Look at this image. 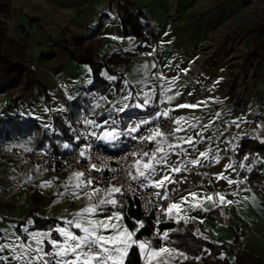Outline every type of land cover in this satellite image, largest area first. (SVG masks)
I'll use <instances>...</instances> for the list:
<instances>
[{
	"label": "crops",
	"instance_id": "crops-1",
	"mask_svg": "<svg viewBox=\"0 0 264 264\" xmlns=\"http://www.w3.org/2000/svg\"><path fill=\"white\" fill-rule=\"evenodd\" d=\"M134 4L142 8L146 22L154 30L156 39L153 44H144L141 49L139 42L133 37L124 35L123 26L119 17L112 11V0H11L14 12L7 19L10 28V37L13 39H24L27 37L32 59L36 64L48 53H55L56 57L48 63L47 68L39 69V77L48 88L51 111H45L44 99L35 91L27 96L19 104L15 105L13 99L0 97V120L6 118L22 117L34 119L38 125L49 133L53 129L52 113L67 117L68 106L71 102L79 99L84 94L85 102H88L89 109L99 100L101 96L116 98L124 95V81H132L134 94L136 92L148 91L158 82L153 73H163L170 78L179 77L169 95H174L177 91L181 93L169 104L174 108L182 103H196L200 100H207L206 107L197 110L178 109L173 112V116L196 115L201 117L203 124L215 121L213 126L204 135L211 137L210 141H205L199 145V150H206L211 146L212 154L220 156V162L214 163L211 157L207 161H201V165H188L193 168L192 172L184 171L177 174L179 181L170 185V192L173 201H179L182 195L190 191L203 193L231 192L235 191L236 185H227L223 180H217L216 174L225 172V165L234 163L236 171L228 170L226 175L233 179H239L249 175L246 169L239 168L240 163L251 164L254 169H258L264 179V65L261 67L248 66L246 75L240 68L236 74V66H232L230 58L236 52V23L242 27H249L243 23L237 15L245 6L238 0H131ZM30 20H35L37 24H30ZM100 28L97 40L100 41L101 58L116 57L110 61L113 70L122 77H117L115 81H109L104 73L113 76L107 71L103 72L106 82L110 83V88L105 94L95 91H85L83 87L77 86L80 79H84L92 89L93 77L91 69L86 65H78L72 62L68 56L57 48L49 46L50 42H57L63 39L62 33L66 30L74 35H88ZM255 33L252 34L254 41ZM117 37V39H112ZM152 53V55H147ZM144 63L151 65L155 63L157 68L144 70ZM86 66V67H85ZM187 70L185 72L184 70ZM54 70H58L57 73ZM244 72V71H243ZM242 75L243 78L241 77ZM120 80V92L117 93L116 84ZM245 80L248 84L243 91L244 100L241 105L236 106V99L230 101V85L241 84ZM136 81H146V84H135ZM115 93V94H114ZM191 93V95L189 94ZM22 93L16 96L19 99ZM115 100V99H112ZM111 101V100H110ZM103 106L96 109V118L102 120L106 109L110 105L104 101H99ZM154 107L149 106L145 110L130 109L129 113L122 114V126L129 122H138L131 119L135 116H142L146 111ZM48 109V108H47ZM220 117H216V113ZM134 113V115H131ZM238 118H242L239 119ZM239 122V127L233 121ZM51 124L52 129H46L45 124ZM262 126L258 128L257 126ZM135 135V134H134ZM130 138L122 137L116 145L100 141L104 150L112 153L119 152ZM245 140L252 143L260 150L252 151L245 146V151L238 157ZM228 144V148L222 146ZM6 145H0V151L6 150ZM152 146V145H151ZM231 155L236 156L233 161ZM248 156L247 161L244 157ZM196 158L193 153L189 159ZM175 159V157H173ZM239 173V175H237ZM29 175L35 177L32 183H24ZM43 175V176H42ZM46 175V176H45ZM59 178L55 179L54 178ZM68 177L51 176L41 172L37 175L34 168L25 164L21 160L12 158H0V217L5 218L0 221V225L5 226L6 221H13L6 216L13 212L18 214L19 222L24 223L34 205L33 193L38 192L46 201L40 205L39 216L44 220H51L55 225L59 221L58 217L66 214V210L71 212L80 208L83 204L81 200L64 198L59 203H54L58 199L55 195L63 191L62 184ZM43 180H54L51 188L43 189L38 185ZM248 187L250 192L240 191L238 195H227V199L241 201L232 205H225L213 209L209 204L208 212L200 210H188L189 216L197 219L187 223L202 233L201 237H207L215 244L233 243L236 240V232L241 234L243 249L261 259L264 264V181L258 188L241 185L243 189ZM155 191V189H153ZM244 196L255 197V200L243 201ZM171 202V201H169ZM29 214L27 215V213ZM223 213V214H221ZM162 223H175L160 217ZM203 220L201 224L199 221ZM127 222V217H126ZM49 225V226H50ZM48 226V227H49ZM34 226L31 230L39 229ZM199 235V234H198ZM210 252L205 250L204 255ZM230 264H236L235 256L230 253H223ZM185 262V261H184Z\"/></svg>",
	"mask_w": 264,
	"mask_h": 264
},
{
	"label": "snow or ice",
	"instance_id": "snow-or-ice-1",
	"mask_svg": "<svg viewBox=\"0 0 264 264\" xmlns=\"http://www.w3.org/2000/svg\"><path fill=\"white\" fill-rule=\"evenodd\" d=\"M112 39H117V37H112ZM147 55H152V53H147ZM142 68L147 71L150 68H157V65L144 63ZM184 71L187 72L186 69ZM104 75L109 81L117 80L116 76H108L107 73ZM153 75L158 82L164 81V83H158L148 91L142 90L134 94L132 88L129 87L133 85V82L125 80L121 91L126 94L117 96L111 101L106 96H101L88 115L80 116V123L84 126L83 130L72 128L69 124V128L74 133V140L76 142L81 139L86 141L80 148L79 157L89 162V171L87 173L83 170L73 171L62 184L64 190L55 193L58 199L54 203L68 198L81 200L83 204L75 211L66 210L65 215L57 218L59 222L50 225L47 230H31L36 224L31 217L27 218L24 224L19 225V231H17L18 225L13 222H10L7 227H0V264H127L133 249L138 251L142 264H183L189 259H200V257H189L185 251L171 246L174 241L170 239V234L177 230L169 229L161 232L158 226L163 221L160 217L163 216L166 220L174 221L176 224L181 222L187 224L197 219L189 216V209L208 212L209 208L204 206L206 203L213 209L240 203L241 201L227 199V195L236 196L240 191L250 192L251 189L248 187L240 188L241 185L248 184V177L233 179L230 175H226L225 172L228 170L236 171L235 164L228 163L225 165V172L217 173L216 179L225 181L229 186L236 185L235 191L216 193L190 191L182 195L179 201L172 200L170 192L176 190L170 189L169 186L179 182L176 179L177 174L187 171L188 165H201V161H207L210 157L214 163H219L221 158L218 154H212L211 146L203 151L198 147L206 140L212 139L210 136L206 137L204 133L213 126L215 121L203 124L201 117L194 114L172 115L178 109H202L207 106L208 101L200 100L196 103L178 104L174 108H159V105L171 104L177 96L181 95L178 91L174 95L168 94L179 77L169 79L163 73H153ZM135 84H146V81H136ZM157 87L160 88V94L157 92ZM99 101H104L110 107L105 113H101L104 118L98 122L95 118V110L103 106ZM149 106L154 107V115L150 114L148 118L122 126V114L129 113L130 109L145 110ZM45 111H50V109L46 108ZM216 117H220L219 112L216 113ZM128 119L131 121L130 115ZM161 120H171L173 126L168 131H164V124L154 123ZM238 120L232 122L236 127H239ZM145 125H151V127L144 128ZM44 127L52 129L50 123L45 124ZM142 129H144L143 132H141ZM136 133L141 134L134 135ZM122 137L136 140L143 146L140 150L129 154L131 161L125 165L128 179L135 182V188L130 184L126 190L121 184L115 182L116 176L107 178V187H103L101 186L102 181H105L103 175L94 178L91 172L103 173L107 164L97 167V164L92 162V143L89 138L115 146ZM148 145L152 146L148 147ZM63 147L67 149L71 145L64 143ZM24 150L32 151L30 148ZM193 153L196 154V158L189 159ZM248 159V156L244 157L245 161ZM239 168L246 169L249 173L253 171L251 164L240 163ZM42 171L46 169L40 165L34 169L37 175ZM111 171L116 172L117 170L111 169ZM34 179V176L29 175L24 183H32ZM54 180H43L38 186L43 189L51 188ZM136 189L142 191L155 189L153 193L155 199L167 202L153 204L159 214L156 218L157 227L152 239L140 238L138 235L145 228L143 220L128 217L131 225L126 222L127 209L121 198L125 197L126 191ZM242 199L243 201L250 199L254 201L255 197L244 196ZM149 203H152V200H149ZM4 219L0 217V221ZM199 222L202 224L204 221ZM195 234L202 236L199 229ZM203 238L207 239V237ZM156 240L162 243H156ZM220 258L225 257L221 255Z\"/></svg>",
	"mask_w": 264,
	"mask_h": 264
},
{
	"label": "trees",
	"instance_id": "trees-1",
	"mask_svg": "<svg viewBox=\"0 0 264 264\" xmlns=\"http://www.w3.org/2000/svg\"><path fill=\"white\" fill-rule=\"evenodd\" d=\"M115 6L126 37L135 38L140 43V49L144 44H153L155 42L156 34L146 22L142 8L137 7L131 0H119ZM13 12L11 0H0V97L11 98L14 104L17 105L27 96L38 91L45 104L50 107L48 88L40 80L39 69L47 68L48 63L54 60L56 54L50 52L40 60L39 64H36L32 59L27 37L24 39H13L10 37L7 19ZM37 23L35 20H30L32 25ZM99 30L100 28L98 27L86 36L74 35L71 31L66 30L62 33L63 39L57 42H50L49 46L65 53L72 62L88 66L92 71L93 77L91 91L105 94L111 86L110 83L105 81L103 72L107 71L113 76H121L110 65V61L112 59L116 60V57L101 58L100 56V41L97 40ZM254 31L255 48L251 52L252 56L247 59L248 63L245 65L244 72L242 71L245 75L247 73L246 68L253 65V63L257 67L264 65V18L256 20ZM57 71L54 70L55 73ZM247 86L248 84L243 80L241 84H233L228 88L230 90V101L236 99V106L241 105L243 102V91ZM116 89L117 93H119L120 80L116 84ZM19 93H22V96L16 99ZM87 108L86 102L77 99L69 104L67 117L52 113L54 129L52 134H49L47 130H43L37 121L31 118L14 117L0 120V145L16 144L27 140L32 143V152L45 151L50 154H63L65 152L57 141L63 140L71 146L73 145L74 133L69 128V124H71L72 128L79 129L80 116ZM245 146L252 149V143L248 140L243 142L242 148L238 153L240 159L245 149H247ZM256 150H260V148L253 146L252 151ZM247 177L248 183L252 188L258 189L263 184L264 179L258 169H254ZM32 197L34 208L28 218L37 217V208L46 201V198L38 192H34ZM130 214L139 217L137 210H132ZM127 222L131 225L128 217ZM51 223L53 221L40 219L36 221L35 226L37 228H48ZM159 227L161 231L176 229L177 231L170 234V239L174 241L171 246L185 251L189 257H200L199 260L189 259L183 264H230L228 259L220 258L223 253L234 255L236 264H262L259 257L243 249L241 234L237 232L236 240L233 243L218 245L195 234V227L183 222L180 224L161 223ZM144 233L145 231L141 230V233L138 234L140 238ZM205 250L210 252L206 256L204 255ZM141 263L138 251L133 249L127 264Z\"/></svg>",
	"mask_w": 264,
	"mask_h": 264
},
{
	"label": "built area",
	"instance_id": "built-area-1",
	"mask_svg": "<svg viewBox=\"0 0 264 264\" xmlns=\"http://www.w3.org/2000/svg\"><path fill=\"white\" fill-rule=\"evenodd\" d=\"M117 0H112L111 11L117 17L115 3ZM77 86L83 87L85 91H89V85L84 79H80L77 82ZM157 86V84H156ZM157 92L160 94V88L157 87ZM79 99L85 102V95L82 94ZM88 108L82 112V115H88L91 111ZM169 107L168 105H159V108ZM154 115V108L152 110L146 111V113L142 116H135L131 119H144L148 118L149 115ZM96 118V117H95ZM154 123H162L164 124V131H168L173 125L171 120L168 121H156ZM264 126V123H263ZM83 125L80 123L79 129L83 130ZM151 127V125H145L144 128ZM144 129L141 130L143 132ZM141 133H136L135 135H140ZM92 143L91 155L93 157L92 162L97 164V167H101L103 164H107V168L103 169V173L91 172V175L94 178H98L101 175L105 178V181H102L101 186L107 187L106 179L112 176H116L118 182L121 184L126 190L131 184L133 188H135V182H132L128 179L127 171L125 168L126 163L131 161L130 153L133 151H138L143 147L138 141L129 139L127 140L125 146L117 153H111L101 146L100 141H95L93 138H89ZM86 141L81 139L79 142L74 140L71 149L68 152L63 154H50L45 151L38 152H23L19 148H14L10 152L0 151V157H7L12 159L21 160L25 164L33 167L40 165L45 173L54 176H62L68 177L75 170H83L86 173L89 171V162L81 157H79L80 148L85 144ZM222 146L228 148V144L222 143ZM151 147V145H148ZM147 150V149H144ZM127 157V159H126ZM233 161H236V156L231 155ZM111 169H116V172H112ZM193 168H188V172H192ZM154 190L148 189L146 191H142L140 189H136L135 191H126L125 197L121 199L125 202V207L127 209V217H134L138 220H143L145 224V228L142 229L145 233L141 238L152 239L154 237V230L156 229V218L158 216V210L153 207V204L158 203H167L157 201L153 196ZM149 200H152V203H149ZM132 210H137L139 212V217L132 216L130 212ZM131 222V220H130ZM160 226V224H159ZM158 226V227H159ZM160 229V227H159ZM161 231V229H160ZM162 232V231H161ZM156 243H162L159 240L155 241ZM142 264V263H141Z\"/></svg>",
	"mask_w": 264,
	"mask_h": 264
},
{
	"label": "rangeland",
	"instance_id": "rangeland-1",
	"mask_svg": "<svg viewBox=\"0 0 264 264\" xmlns=\"http://www.w3.org/2000/svg\"><path fill=\"white\" fill-rule=\"evenodd\" d=\"M118 1L119 0H117V2ZM234 2H236V0ZM116 3H115V5H116ZM238 3L242 4L243 2H242V0H238ZM245 3L246 4H245L244 8L241 9V12L237 16L241 18L242 24L243 23H245V24L247 23L249 27H246V26L242 27V26H239L236 23V52H235V55L230 58L232 66H236V74L239 73L240 68L241 69L244 68L245 65L248 63L247 59H248L249 56H252L251 52L255 48L254 41H252V34L255 33L254 30L256 28V20L264 18V0H245ZM115 8H116V6H115ZM116 14H117V11H116ZM117 17H118V14H117ZM254 65H255V63H253V65H251V66H254ZM243 76L244 75H242L241 77L243 78ZM107 98H108V100L115 99L114 96L113 97L111 96V98L110 97H107ZM86 104L88 106V102H86ZM46 107L48 109H50V111H51V106L48 107L46 105ZM52 133H49V134H52ZM57 142L62 147L64 152H68L71 149V147L67 148V149L63 147V144L66 143L63 140H58ZM7 146H8V148L6 150H9L10 148H19L23 152H27V151L24 150L25 148L32 149V143L27 141V140L26 141L23 140V141L17 142L16 144H8ZM109 151L112 153L111 150H109ZM0 158H7V157H0ZM45 174H47V173H45ZM47 175H49V174H47ZM33 208H34V205L32 206V209ZM40 209H41V207L39 206L37 208V213H36L37 217H33V216L31 217L35 221H38V220L42 219L39 216ZM3 214H4V212H3ZM28 214H29V212L27 213V215ZM7 215H8V217L16 219V220H13L11 222L16 223L18 225L17 231H19V225H22L25 222L21 223V224L19 222H15V221H18L19 216H18V214H14L13 212H11L9 214H6V216ZM6 222H7V224H5V226L0 225V227H7V225L10 223V221H6ZM35 230H37V229H35ZM39 230H47V228H39ZM262 257H263V260H264V255Z\"/></svg>",
	"mask_w": 264,
	"mask_h": 264
}]
</instances>
